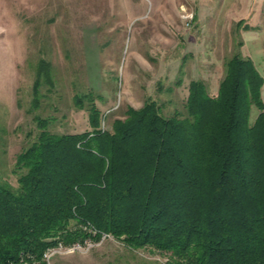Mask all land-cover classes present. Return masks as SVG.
<instances>
[{
	"label": "trees",
	"instance_id": "trees-1",
	"mask_svg": "<svg viewBox=\"0 0 264 264\" xmlns=\"http://www.w3.org/2000/svg\"><path fill=\"white\" fill-rule=\"evenodd\" d=\"M262 85L253 60L235 55L216 96L191 81L186 116L148 99L111 130L95 107L91 131L42 129L17 156L18 185L0 181V264H45V249L84 239L85 224L166 264H264Z\"/></svg>",
	"mask_w": 264,
	"mask_h": 264
},
{
	"label": "rangeland",
	"instance_id": "rangeland-1",
	"mask_svg": "<svg viewBox=\"0 0 264 264\" xmlns=\"http://www.w3.org/2000/svg\"><path fill=\"white\" fill-rule=\"evenodd\" d=\"M235 55L253 60L264 101V0H0V181L18 185L17 156L42 129L91 131L90 108L109 130L148 99L164 116H186L191 81L216 96ZM258 113L253 105L251 121ZM85 226L84 239L45 249L53 250L49 264L168 261L112 234L96 239Z\"/></svg>",
	"mask_w": 264,
	"mask_h": 264
},
{
	"label": "built area",
	"instance_id": "built-area-1",
	"mask_svg": "<svg viewBox=\"0 0 264 264\" xmlns=\"http://www.w3.org/2000/svg\"><path fill=\"white\" fill-rule=\"evenodd\" d=\"M193 17H194L193 12L186 11V12L184 13V18L186 19L187 23H190V22L192 21ZM85 227H88V226H85ZM88 228H90V227H88ZM90 230H91V228H90ZM59 247H60V248H63V245L60 244ZM80 247H81V244L76 242V243H74V244H73L71 247H69V248H70V249H71V248H72V249H75V248L77 249V248H80ZM57 248H58V247H57ZM52 253H53L52 248H48V250L44 253L43 261H44L45 264H49V262H50V257H51V255H52ZM31 264H40V261H38V260H33V261L31 262Z\"/></svg>",
	"mask_w": 264,
	"mask_h": 264
}]
</instances>
